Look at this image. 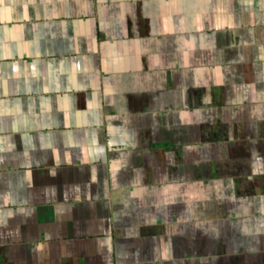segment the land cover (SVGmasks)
<instances>
[{
	"label": "crops",
	"instance_id": "1",
	"mask_svg": "<svg viewBox=\"0 0 264 264\" xmlns=\"http://www.w3.org/2000/svg\"><path fill=\"white\" fill-rule=\"evenodd\" d=\"M0 264H264V0H0Z\"/></svg>",
	"mask_w": 264,
	"mask_h": 264
}]
</instances>
